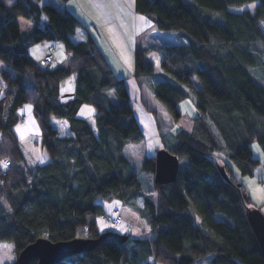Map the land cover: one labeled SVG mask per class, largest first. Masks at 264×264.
<instances>
[{
  "label": "trees",
  "instance_id": "1",
  "mask_svg": "<svg viewBox=\"0 0 264 264\" xmlns=\"http://www.w3.org/2000/svg\"><path fill=\"white\" fill-rule=\"evenodd\" d=\"M248 4L254 7L235 9ZM134 10L155 30L178 32L185 40L154 47L159 76L151 49L135 48L139 90L147 87L174 122L182 101L194 107L190 130L160 135L161 149L179 162L175 181L155 183V154L143 160L153 197L125 155L130 144L144 140L126 83L90 36L73 40L79 20L43 0H15L11 6L0 0V61L9 67L0 72V162L8 165L0 166V247L12 246L16 264L38 239L58 243L123 234L111 226L116 208L110 216L103 206L117 201L144 220L151 238L126 233L120 244L108 237L59 264H151V258L195 264L208 255L210 264H264L247 220L257 207L241 181L264 168V0H134ZM18 18L29 21L28 32H21ZM43 41L64 46L68 58L62 65L42 70L29 57L28 44ZM70 77L73 98L62 102L59 84ZM25 104L39 125L45 164L14 132ZM83 106L94 112L79 117ZM253 143L263 160L253 156ZM99 219L109 223L108 231L99 230Z\"/></svg>",
  "mask_w": 264,
  "mask_h": 264
},
{
  "label": "crops",
  "instance_id": "2",
  "mask_svg": "<svg viewBox=\"0 0 264 264\" xmlns=\"http://www.w3.org/2000/svg\"><path fill=\"white\" fill-rule=\"evenodd\" d=\"M2 1L7 6H11L15 0ZM54 1L52 2V0H43V4L53 3V5L56 6L60 11H68L79 20L82 26L76 30L75 34L73 35V40L75 42L85 41L88 36H90L94 40L98 52H100L101 55L104 56L114 75L117 78L123 79L125 81L131 99L132 111L134 112L141 127L143 129H145L144 127H147L149 129V133L152 135V138L157 139L158 137H160L162 128L156 122L154 115L150 114L151 110L146 107L145 102L142 99V91L139 90L136 79L134 77V50L139 45V47H146L151 49L148 55L149 59L154 66L156 76L160 75V56L154 50L153 44L144 46L139 42L141 38L155 30L152 21L135 12L134 0H64L63 2L58 0ZM42 20L44 23L45 19L43 18ZM17 25L21 32H28L31 26L29 24V21L24 18H18ZM26 37V39H29L28 36ZM41 43H45V45L43 51L40 52L31 51L33 46L31 44H28V46H30L29 48H27V53L35 63L51 47L54 48L56 65H62L68 58V54L64 50V46L60 42L44 41ZM154 58L156 59L155 61ZM73 91L74 83L72 77L62 81L59 84L60 100L62 102H66L72 99ZM93 112L94 109L92 107L83 106L79 112V117L84 118L85 116ZM165 114L166 113H164V116ZM18 115L20 118V122L14 128L16 136L28 149L32 150L35 153L40 152V159L38 158L40 164L47 163L49 161V158L45 152L41 151L40 148L39 142L41 133L37 120L34 117L32 106L30 104L23 105V107L18 110ZM142 115H144V117ZM193 115L194 107L192 116ZM143 120H146V124L143 122ZM165 129L173 131L172 127L166 126ZM190 129L191 126L186 130ZM166 132V130L165 132L163 131V134H166ZM149 147H151L148 150L149 155H154L152 154L153 150L162 148H153L151 144L149 145ZM36 149H38V151ZM248 178L256 179L263 186L262 183H264V168L261 166L257 167L253 171L252 176H248ZM250 198L253 201L251 196ZM254 204L255 206L257 205L261 212L264 214V196L261 198L259 197L258 202L256 201ZM118 205L120 204L117 201L103 202L105 212L110 216L112 215V211L115 208L119 207ZM97 225L101 232L109 230L108 222L102 219H99L97 221ZM10 251L11 261H14L13 252L11 249Z\"/></svg>",
  "mask_w": 264,
  "mask_h": 264
},
{
  "label": "rangeland",
  "instance_id": "3",
  "mask_svg": "<svg viewBox=\"0 0 264 264\" xmlns=\"http://www.w3.org/2000/svg\"><path fill=\"white\" fill-rule=\"evenodd\" d=\"M53 1L54 0H52V2ZM251 4H254V3H251ZM253 7L254 5L248 4V6L246 7H242L240 9L235 8V9H238L236 11L241 12L245 9H252ZM179 35L180 34L178 32H165V31L153 30V32H150L146 36L141 38L139 42L143 44L144 46H148L150 44H153L154 47L169 46V45L181 43L184 40ZM31 45L33 46L31 51L40 52V51H43L45 43L39 42V43L31 44ZM29 46L27 48H29ZM155 60L156 59L154 58V61ZM8 68H9L8 65L0 61V72ZM194 82H195V86L199 85L196 79ZM1 95H2V92H0V96ZM142 99L144 100L145 105L149 110L155 111L153 113L150 112V114L154 115L156 122L161 126L162 133L163 131L165 132V130L168 132V129H165L166 126L172 127L173 131H170V132H175L176 130H179V129L186 130L190 128L191 126L190 118L193 113V106L189 100H184L178 105V108L181 111L180 112L181 118L177 122H174L171 120L168 114L164 111L162 106L157 102V100L152 96V94L147 89V87H144V89L142 90ZM164 113H166L165 116H164ZM142 116L144 117V115ZM164 117L168 120H166ZM143 122L146 124V120H143ZM144 128L145 129L142 128L143 134H144V140L141 142L130 144V146H128L125 150V155L133 163L135 172L137 173L138 180L141 182L142 189L145 190L147 194H150L153 197V194L149 192V186L151 185V183L146 178V174L142 170V163H143L145 156L149 155L148 150L149 148H151L149 147V145L151 144L153 148H161L163 146V142L160 137H158L157 139L152 138V135L149 133V129L147 127H144ZM251 148L253 151V156L255 158L263 160L262 152L260 151L258 145L256 143H253L251 145ZM36 150L38 151V149ZM39 153L38 152L35 153L38 158H39ZM155 153H156V150H153L152 154H155ZM241 181L249 197L250 196L252 197L254 201L253 202L251 200L253 205H255L254 203L256 201L258 202L259 197L261 198L264 196V183H262L263 184L262 186L261 183H259L256 179L254 178L250 179L248 177L241 178ZM118 206L119 208L121 207L120 210L122 212V218H123V222L118 230L123 232V234L127 233L132 237L150 239L151 234L144 220H142L135 212L131 211L128 207H124L120 205ZM257 208L259 207L257 206ZM195 224H197V221H195ZM10 249L12 250V246L10 244L0 247V264H12L13 261H11ZM211 259H212V255H208V256L203 257L199 261H197L195 264H210ZM149 263L162 264V263L155 262L153 258L149 259Z\"/></svg>",
  "mask_w": 264,
  "mask_h": 264
},
{
  "label": "water",
  "instance_id": "4",
  "mask_svg": "<svg viewBox=\"0 0 264 264\" xmlns=\"http://www.w3.org/2000/svg\"><path fill=\"white\" fill-rule=\"evenodd\" d=\"M154 157V182L161 185L173 183L179 166L177 157L165 149L157 150ZM247 220L264 259V214L255 208L247 213ZM108 237L120 244L128 239L127 235L111 231L101 234L97 239L76 238L58 243H51L47 239H38L18 254L16 264H28L33 259L36 260V264H59L67 257L91 251Z\"/></svg>",
  "mask_w": 264,
  "mask_h": 264
},
{
  "label": "built area",
  "instance_id": "5",
  "mask_svg": "<svg viewBox=\"0 0 264 264\" xmlns=\"http://www.w3.org/2000/svg\"><path fill=\"white\" fill-rule=\"evenodd\" d=\"M36 64L42 70H50L56 67L57 65L54 57V48H49V50L36 62ZM122 222L123 218L121 210L115 209L113 211L111 226L117 229L121 226Z\"/></svg>",
  "mask_w": 264,
  "mask_h": 264
},
{
  "label": "snow or ice",
  "instance_id": "6",
  "mask_svg": "<svg viewBox=\"0 0 264 264\" xmlns=\"http://www.w3.org/2000/svg\"><path fill=\"white\" fill-rule=\"evenodd\" d=\"M142 19H143V18H142ZM0 166H3L4 168H7V167H8V165H7L6 162H0Z\"/></svg>",
  "mask_w": 264,
  "mask_h": 264
}]
</instances>
